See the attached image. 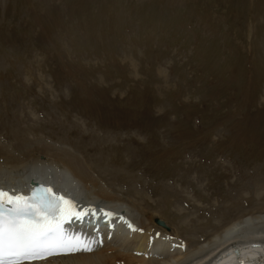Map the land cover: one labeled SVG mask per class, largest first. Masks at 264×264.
Here are the masks:
<instances>
[{
  "label": "rangeland",
  "instance_id": "rangeland-1",
  "mask_svg": "<svg viewBox=\"0 0 264 264\" xmlns=\"http://www.w3.org/2000/svg\"><path fill=\"white\" fill-rule=\"evenodd\" d=\"M45 143L182 244L263 211L264 0H0V144Z\"/></svg>",
  "mask_w": 264,
  "mask_h": 264
},
{
  "label": "bare ground",
  "instance_id": "bare-ground-1",
  "mask_svg": "<svg viewBox=\"0 0 264 264\" xmlns=\"http://www.w3.org/2000/svg\"><path fill=\"white\" fill-rule=\"evenodd\" d=\"M37 147L43 159L34 156ZM37 147L26 150L14 144V149L21 151L16 156L9 152L12 147L8 151L0 144V187L24 192L31 180L50 182L63 193L118 209L126 218L116 222L117 231L111 239L104 236L103 244L90 251L24 264H264V210L238 214L222 226L212 223V231L198 230L205 238L182 244L176 239L180 236L176 228L168 230L159 219L153 222L160 215L143 205L148 203L143 193L138 202L129 201L101 182L96 175L104 173H94L85 156L46 143ZM177 244L185 245L182 251L174 250Z\"/></svg>",
  "mask_w": 264,
  "mask_h": 264
},
{
  "label": "snow or ice",
  "instance_id": "snow-or-ice-1",
  "mask_svg": "<svg viewBox=\"0 0 264 264\" xmlns=\"http://www.w3.org/2000/svg\"><path fill=\"white\" fill-rule=\"evenodd\" d=\"M75 208L72 200L54 195L50 188L29 197L0 188V264H24L59 251H90L89 244L63 230L69 215L80 218L88 214V210L77 212Z\"/></svg>",
  "mask_w": 264,
  "mask_h": 264
},
{
  "label": "water",
  "instance_id": "water-1",
  "mask_svg": "<svg viewBox=\"0 0 264 264\" xmlns=\"http://www.w3.org/2000/svg\"><path fill=\"white\" fill-rule=\"evenodd\" d=\"M42 159H43V157H42ZM31 184H35V182L34 181H31ZM160 222V221H159Z\"/></svg>",
  "mask_w": 264,
  "mask_h": 264
}]
</instances>
